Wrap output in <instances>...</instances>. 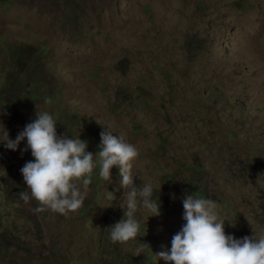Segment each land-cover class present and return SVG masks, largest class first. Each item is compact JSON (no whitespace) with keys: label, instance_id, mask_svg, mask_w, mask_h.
Segmentation results:
<instances>
[{"label":"rangeland","instance_id":"obj_1","mask_svg":"<svg viewBox=\"0 0 264 264\" xmlns=\"http://www.w3.org/2000/svg\"><path fill=\"white\" fill-rule=\"evenodd\" d=\"M3 2L0 90L13 87L0 91V140L5 131L15 140L37 111L48 112L59 123V136L92 138L87 151L95 155L100 133L110 127L139 151L132 169L137 187L151 184L160 207L171 201L165 215L138 208L135 218L147 229L160 233L170 223L176 232L182 229L188 194L179 190L200 175L226 220V234H264V0ZM8 45L16 57H8ZM13 98L19 108L11 113L6 102ZM5 143L0 204L11 216L0 230L18 236L21 253L7 255L10 262L3 264H23L25 253L35 257L31 264H57L52 250L70 264H110L113 257L104 258L100 247L111 253L107 229L123 217L118 167L110 182L94 169L78 211L36 213L34 199L26 204L17 192L11 203L5 198L2 179L9 172L23 177L21 168L34 161L30 149L21 151L26 138L15 151ZM201 159L204 167L196 173L189 165ZM169 238L164 236L163 251ZM145 241L134 245L135 255Z\"/></svg>","mask_w":264,"mask_h":264},{"label":"clouds","instance_id":"obj_2","mask_svg":"<svg viewBox=\"0 0 264 264\" xmlns=\"http://www.w3.org/2000/svg\"><path fill=\"white\" fill-rule=\"evenodd\" d=\"M5 147L17 150L21 141H27L34 161L21 168L23 179L30 190L21 192L27 204L31 199L38 203L36 213L52 211L68 215L78 211L92 182L94 169L99 177L111 181V169L118 167L120 187L124 190L125 205L122 219L111 226L112 243L126 244L139 236L140 224L135 218L139 207L151 215H160V204L152 199L153 187L145 184L138 188L132 173L139 151L123 137L113 135L110 127L100 133L99 151H87V143L78 138L57 134V122L48 112H38L15 140L5 131ZM81 186L84 191H81ZM183 219L186 223L171 240V248L156 255L167 264H264V234L254 233L241 239L226 234L218 205L211 199L188 194L183 200Z\"/></svg>","mask_w":264,"mask_h":264},{"label":"trees","instance_id":"obj_3","mask_svg":"<svg viewBox=\"0 0 264 264\" xmlns=\"http://www.w3.org/2000/svg\"><path fill=\"white\" fill-rule=\"evenodd\" d=\"M3 1H4L3 2L4 6H9L13 3V0H3ZM5 52L8 53V57H11V58L16 57L15 52H14V48L12 45L6 46ZM40 61L41 62L43 61L42 54L40 57ZM23 71L25 73V72H29L30 70L27 68ZM9 87H13V84H8V86L4 85L0 91L8 93ZM24 95L25 94H19V96H18V98L20 99V103L22 105H25L27 103V100L24 98ZM6 104H7V111L11 112V113L16 108H19L17 106V104H19V103L17 102L16 98H13V100L7 101ZM58 116H59V114L56 113V117H58ZM57 124H59V123H57ZM60 125H62V124H60ZM91 140H92V138H89V137L83 138V141H85L87 143V145H89V142ZM192 163L193 162H191V164L189 166L196 168V171H195L196 173L198 170L201 171L202 167H204L202 159H201V161H198L195 165L194 164L192 165ZM11 173L12 172H9L8 175L2 179V182L5 185V187H4V192L6 193L5 198H6L8 203L12 202V195L14 192H17V195L20 197V193L25 192L27 189V185H26L23 177L21 175H18V174H13V175H11L12 178H10ZM93 175L96 176V173H94ZM168 180L173 181L171 179V177L168 178ZM207 185H208V182L205 181L202 176H200V175L199 176H191L189 179H186L184 181L183 185L181 186V188L179 190V194L180 195L192 194L194 197H203L206 199H210V196L208 194ZM182 188H183V191L181 190ZM158 200H160V199L158 198ZM160 202L164 204L162 207H160V213L161 214L165 215V214L171 212L172 206H171L170 199H165V200L160 201ZM167 206H168V208H167ZM263 208H264V206H263ZM168 210H170V211L168 212ZM235 214L237 216L241 217L238 213H235ZM261 214L264 215V210H263V213H261ZM8 216H11V213L9 212V210L5 206L3 207L0 204V228L1 229L4 225V218L8 217ZM262 220H264V218ZM139 224H140V232H139V236L136 239L129 241L126 244H120V243L114 244L111 242L112 246H113L111 253H107L109 250L107 247H103V248H102V246L100 247V252L104 258L109 257L108 254H110L113 257V261L110 264H167V262L164 261L163 259H159V257L156 254L163 251V249H164V246H163L164 240L163 239H164V236L166 234L170 238L165 240V244H168V247L170 250L172 237L176 233H178L175 231V227L172 226L170 223V225H168L167 227H164L162 229V231L160 233H158L156 228H152L150 231L149 229L146 228L144 223H139ZM107 232L109 235L107 240L111 241L110 240L111 226L107 229ZM41 233H42V231L40 229L38 231V234H41ZM143 240H146L145 244H144V246L146 248H142L143 252L141 251V253L139 255H135L134 245L139 244ZM15 246L17 247V250H12ZM20 247H21V245L18 242V236L11 237V236H9L7 230L5 232H3V230H0V264L10 262V260L7 259V255L20 254L21 252L18 251V248H20ZM52 252L54 253L55 257H56V254H58L56 257V259L58 260L57 264H70L69 258L67 256H61L57 250H52ZM34 258L35 257L32 256V254L25 253V254H23L21 259L23 261V264H31V260ZM57 260H55V261H57ZM100 261H102V260H99V263H100ZM11 264H13V263H11ZM53 264H55V263H53Z\"/></svg>","mask_w":264,"mask_h":264}]
</instances>
